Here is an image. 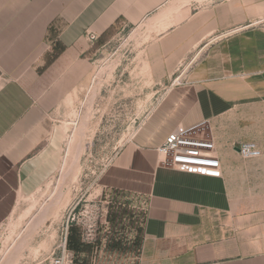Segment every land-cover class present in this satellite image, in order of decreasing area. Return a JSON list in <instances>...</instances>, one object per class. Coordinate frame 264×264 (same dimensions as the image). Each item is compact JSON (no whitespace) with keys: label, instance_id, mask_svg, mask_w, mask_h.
<instances>
[{"label":"crops","instance_id":"obj_1","mask_svg":"<svg viewBox=\"0 0 264 264\" xmlns=\"http://www.w3.org/2000/svg\"><path fill=\"white\" fill-rule=\"evenodd\" d=\"M141 25L153 28L154 79L181 83L100 181L145 201L138 264H264V0H0V224L51 173L52 113L99 44ZM179 126L212 138L217 163L199 174L162 163ZM249 141L260 157L240 154Z\"/></svg>","mask_w":264,"mask_h":264},{"label":"rangeland","instance_id":"obj_2","mask_svg":"<svg viewBox=\"0 0 264 264\" xmlns=\"http://www.w3.org/2000/svg\"><path fill=\"white\" fill-rule=\"evenodd\" d=\"M152 31L124 28L99 44L91 74L52 113L53 169L0 224V264H138L145 201L100 181L173 83L147 62Z\"/></svg>","mask_w":264,"mask_h":264},{"label":"built area","instance_id":"obj_3","mask_svg":"<svg viewBox=\"0 0 264 264\" xmlns=\"http://www.w3.org/2000/svg\"><path fill=\"white\" fill-rule=\"evenodd\" d=\"M181 83L176 77L173 84ZM239 152L244 158H257L262 155L260 146L254 142H244L239 146ZM162 163L175 170L199 174L204 166L214 165L216 144L212 138H205L194 129L177 127L166 140L158 147ZM62 257H56L51 264H65Z\"/></svg>","mask_w":264,"mask_h":264}]
</instances>
